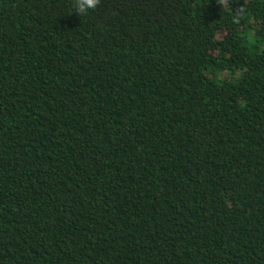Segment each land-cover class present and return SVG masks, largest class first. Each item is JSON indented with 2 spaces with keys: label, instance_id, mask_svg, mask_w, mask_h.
<instances>
[{
  "label": "trees",
  "instance_id": "16d2710c",
  "mask_svg": "<svg viewBox=\"0 0 264 264\" xmlns=\"http://www.w3.org/2000/svg\"><path fill=\"white\" fill-rule=\"evenodd\" d=\"M0 264H264V0H0Z\"/></svg>",
  "mask_w": 264,
  "mask_h": 264
},
{
  "label": "clouds",
  "instance_id": "9594fccd",
  "mask_svg": "<svg viewBox=\"0 0 264 264\" xmlns=\"http://www.w3.org/2000/svg\"><path fill=\"white\" fill-rule=\"evenodd\" d=\"M100 0H74L77 15H86L90 10L96 9Z\"/></svg>",
  "mask_w": 264,
  "mask_h": 264
}]
</instances>
